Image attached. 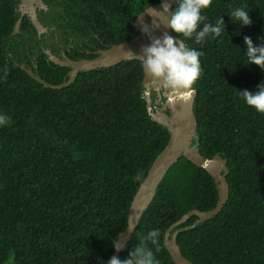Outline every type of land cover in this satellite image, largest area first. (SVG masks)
Returning a JSON list of instances; mask_svg holds the SVG:
<instances>
[{
    "label": "trees",
    "instance_id": "obj_1",
    "mask_svg": "<svg viewBox=\"0 0 264 264\" xmlns=\"http://www.w3.org/2000/svg\"><path fill=\"white\" fill-rule=\"evenodd\" d=\"M42 1L36 13L44 32L22 16L21 0H0V114L10 117L0 127V264H106L116 250L112 239L128 227L132 201L170 141V127L149 112L138 58L79 71L61 88L45 86L29 70L52 85L67 82L72 68L48 51L62 61L92 59L135 37L137 16L162 0ZM235 7L249 11L253 23H232L226 13ZM202 15L210 23L223 15L220 37L197 44L174 34L203 53L192 85L191 146L206 160H227L229 198L210 219L188 216L215 208L220 191L205 166L182 155L121 260L156 229L157 243L146 246L157 264H177L173 240L190 264H264V115L239 94L264 83V71L246 66L244 45L245 36L264 44V0H213Z\"/></svg>",
    "mask_w": 264,
    "mask_h": 264
},
{
    "label": "water",
    "instance_id": "obj_2",
    "mask_svg": "<svg viewBox=\"0 0 264 264\" xmlns=\"http://www.w3.org/2000/svg\"><path fill=\"white\" fill-rule=\"evenodd\" d=\"M177 1L178 0H166V2L170 3L171 7H173ZM44 6L45 5L42 0H21L20 4L22 16L24 14H28L39 32L46 31V28L39 21L36 10L37 8H42ZM147 8H145L147 10L144 9L136 18V30L138 31V34L135 37L123 43L114 44L107 49L100 50L98 55L92 59L72 60L65 57L66 59L62 61L57 59L51 53V51H48V54L55 62L72 68L69 73L71 78L67 82L59 85H52L42 79L38 74H35L32 70H29L30 75L47 87L61 88L64 85L71 83L79 71L91 70L103 66H111L128 59H139L137 56H143V50L148 47L153 42V40L157 38L163 39L165 33L175 37L177 40L180 39L168 27L167 21L169 14L163 11L162 1L152 4ZM20 25L21 19L18 20L15 26L13 32L14 34L19 32ZM145 26H147V32L142 31V28ZM156 81L157 80L154 76L145 73V97L148 101V109L154 120L169 125L171 137L168 145L154 162L147 177L141 184L132 201L129 210V225L119 235L118 238L123 246H126L133 235L143 212L152 201L157 187L163 180L168 169L182 155H188L195 164H201L202 166H205L210 174L215 178L220 191V200L215 208L207 212L193 210L188 214V216L196 214L201 216L202 219H210L220 212L226 200L229 198V188L226 183V177L229 173L227 160L219 155L210 160H206L200 154L198 147L191 146V138L192 135L196 133L195 127L197 124L194 112V97L196 90L192 88L186 94L182 96L179 95L177 100L172 99L170 102H168L167 105L171 107L172 114L177 116L175 121H173V124H170L167 121L161 120L159 114L152 111V101L149 95L150 85L154 84L155 86ZM187 151H189L191 154H188ZM186 218L187 215L183 216L178 222L174 223L172 227L179 225ZM121 250L116 249L113 256L119 258ZM170 253L177 264H190V262L183 256L181 249L176 244L175 240L172 241Z\"/></svg>",
    "mask_w": 264,
    "mask_h": 264
},
{
    "label": "clouds",
    "instance_id": "obj_3",
    "mask_svg": "<svg viewBox=\"0 0 264 264\" xmlns=\"http://www.w3.org/2000/svg\"><path fill=\"white\" fill-rule=\"evenodd\" d=\"M212 2L213 0H178L177 6L173 9L170 3L162 0L163 11L169 14L168 27L178 36L193 39L197 44L203 43L208 37L213 39L220 37L226 25L223 15L214 23L204 22L205 17L202 15V10L208 8ZM226 14L232 23H238L242 27L253 23L249 11L244 8L235 7ZM201 24H203L202 27H200ZM142 31L147 32V26L143 27ZM261 40H264V37H261ZM244 45L246 46V66L255 64L264 71V44L257 45L250 36H245ZM143 51V56H137L143 71L161 79L163 88L173 94L181 96L186 94L200 77L202 71L200 57L203 53L190 48L182 40H177L167 33L164 34L163 39L153 40ZM239 94L246 106L264 115V83L258 84L256 91L244 89L239 90ZM9 123L10 117L0 114V127ZM143 179V174L140 173L135 177L137 182H142ZM158 237V230H150L147 236L143 237L129 252L128 258L121 260L112 256L106 264H157L154 253L146 246V242L151 241L155 245ZM112 246L117 250L124 247L117 238L112 239Z\"/></svg>",
    "mask_w": 264,
    "mask_h": 264
},
{
    "label": "flooded vegetation",
    "instance_id": "obj_4",
    "mask_svg": "<svg viewBox=\"0 0 264 264\" xmlns=\"http://www.w3.org/2000/svg\"><path fill=\"white\" fill-rule=\"evenodd\" d=\"M156 80L155 86L154 84L150 85L149 95L152 101V111L158 113L161 120L173 124V121H175L177 116L172 114L171 107L167 104L172 99L177 100L179 95L165 90L161 79L156 78Z\"/></svg>",
    "mask_w": 264,
    "mask_h": 264
},
{
    "label": "rangeland",
    "instance_id": "obj_5",
    "mask_svg": "<svg viewBox=\"0 0 264 264\" xmlns=\"http://www.w3.org/2000/svg\"><path fill=\"white\" fill-rule=\"evenodd\" d=\"M188 154H191L189 151H187Z\"/></svg>",
    "mask_w": 264,
    "mask_h": 264
}]
</instances>
